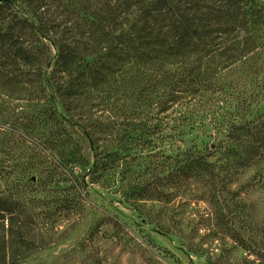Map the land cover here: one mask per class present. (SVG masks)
I'll return each instance as SVG.
<instances>
[{
  "label": "trees",
  "instance_id": "1",
  "mask_svg": "<svg viewBox=\"0 0 264 264\" xmlns=\"http://www.w3.org/2000/svg\"><path fill=\"white\" fill-rule=\"evenodd\" d=\"M51 2L73 8L82 22L78 39H49L52 56L43 43L44 51L39 49L45 55L22 38L26 32L46 37L48 25L32 9L47 4L0 0V89L11 98L30 76L34 79L24 82L37 81L49 107L58 98L64 113L50 112L55 124L59 119L77 127L88 141L92 163L85 175L118 184L124 199L140 204L163 195L159 174L165 172L176 189L196 178L205 183L216 222L225 227L217 196L229 190L236 168L259 169L264 162V112L253 113V106L264 102V0ZM65 24L59 20V26ZM82 103L89 109L83 111ZM99 108L105 113L95 116ZM40 122L44 126L48 116ZM195 129H209L217 141L213 148L227 151L220 164L197 149L155 150L165 141L182 142ZM59 136L62 151L80 149L63 125ZM36 160L20 168L21 181L33 178L29 170L44 173L35 167L43 158ZM81 160L80 155L62 159V178L68 176L67 161L84 165ZM48 174L58 179V172ZM78 177L71 175L74 181ZM17 208L12 197H0L7 233L23 240ZM232 232L230 238L243 246ZM0 264L20 262L4 250Z\"/></svg>",
  "mask_w": 264,
  "mask_h": 264
},
{
  "label": "rangeland",
  "instance_id": "2",
  "mask_svg": "<svg viewBox=\"0 0 264 264\" xmlns=\"http://www.w3.org/2000/svg\"><path fill=\"white\" fill-rule=\"evenodd\" d=\"M41 1L47 5L32 11L47 23L46 37L26 32L22 38L45 55L43 43L52 56L55 49L49 39H78L82 22L73 8ZM59 20H66L65 26H59ZM25 80L22 90L11 98L0 89V197L18 201L15 212L23 223L17 225L22 227L23 240H19L18 235L7 233V221L0 219V252L12 253L20 264H264V162L259 169L236 168L227 183L229 190L217 196L216 205L227 220L225 227L215 220L205 183L196 178L176 189L166 178L167 172L159 174L158 187L164 194L136 204L117 192L118 184L107 185L85 175L92 163L87 139L75 126L59 119L55 124L50 112L64 113L58 98L54 108L49 107L37 81ZM82 104L83 111L89 109ZM256 110L263 113L264 102L254 105L253 113ZM101 113L105 112L99 108L95 116ZM47 116L42 126L40 120ZM61 125L79 143V150H61ZM210 134L209 129H195L182 142L165 141L155 150L169 154L177 153V147L197 149L210 153L209 161L220 164L228 153L213 148L217 141ZM218 139L225 141L224 134ZM79 155L84 165L67 161L68 176L63 179L62 159L72 161ZM40 157L43 162L35 167L44 173L29 170L33 178L21 181L20 168L34 166ZM49 170L58 172V179ZM71 175L79 177L74 181ZM232 231L242 237L243 246L230 238Z\"/></svg>",
  "mask_w": 264,
  "mask_h": 264
}]
</instances>
